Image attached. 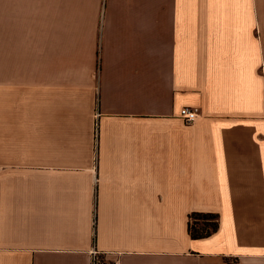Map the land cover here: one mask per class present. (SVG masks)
<instances>
[{
    "label": "crops",
    "instance_id": "crops-1",
    "mask_svg": "<svg viewBox=\"0 0 264 264\" xmlns=\"http://www.w3.org/2000/svg\"><path fill=\"white\" fill-rule=\"evenodd\" d=\"M94 249L264 264V0H0V264Z\"/></svg>",
    "mask_w": 264,
    "mask_h": 264
},
{
    "label": "trees",
    "instance_id": "trees-1",
    "mask_svg": "<svg viewBox=\"0 0 264 264\" xmlns=\"http://www.w3.org/2000/svg\"><path fill=\"white\" fill-rule=\"evenodd\" d=\"M218 228V217L209 213H192L188 222V232L193 239L210 236Z\"/></svg>",
    "mask_w": 264,
    "mask_h": 264
},
{
    "label": "built area",
    "instance_id": "built-area-1",
    "mask_svg": "<svg viewBox=\"0 0 264 264\" xmlns=\"http://www.w3.org/2000/svg\"><path fill=\"white\" fill-rule=\"evenodd\" d=\"M180 117L187 125H192L198 120V109L183 107L180 112ZM91 264H120L118 260H106L98 250L94 249L91 253Z\"/></svg>",
    "mask_w": 264,
    "mask_h": 264
}]
</instances>
